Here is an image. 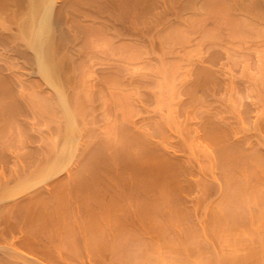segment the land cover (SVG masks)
Listing matches in <instances>:
<instances>
[{
  "label": "bare ground",
  "instance_id": "bare-ground-1",
  "mask_svg": "<svg viewBox=\"0 0 264 264\" xmlns=\"http://www.w3.org/2000/svg\"><path fill=\"white\" fill-rule=\"evenodd\" d=\"M0 264H264V0H0Z\"/></svg>",
  "mask_w": 264,
  "mask_h": 264
}]
</instances>
